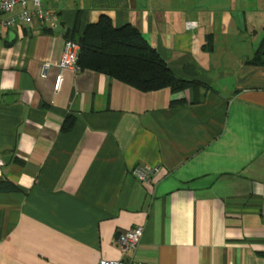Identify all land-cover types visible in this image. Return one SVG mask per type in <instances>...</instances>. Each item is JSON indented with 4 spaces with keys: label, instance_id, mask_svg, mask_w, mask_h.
<instances>
[{
    "label": "crops",
    "instance_id": "1",
    "mask_svg": "<svg viewBox=\"0 0 264 264\" xmlns=\"http://www.w3.org/2000/svg\"><path fill=\"white\" fill-rule=\"evenodd\" d=\"M42 7L54 29L0 26V264H264V66L246 62L264 0ZM101 14L134 27L188 86L142 92L59 71L65 35ZM137 164L160 170L144 184ZM135 226L138 244L123 254L113 239Z\"/></svg>",
    "mask_w": 264,
    "mask_h": 264
},
{
    "label": "trees",
    "instance_id": "2",
    "mask_svg": "<svg viewBox=\"0 0 264 264\" xmlns=\"http://www.w3.org/2000/svg\"><path fill=\"white\" fill-rule=\"evenodd\" d=\"M64 39L77 42L76 65L80 70L105 74L142 92L161 88L177 91L189 84L171 73L134 27L128 24L114 27L106 15L87 23L76 37L68 34ZM246 62L264 66V34ZM8 188L6 181L0 186V189Z\"/></svg>",
    "mask_w": 264,
    "mask_h": 264
},
{
    "label": "built area",
    "instance_id": "3",
    "mask_svg": "<svg viewBox=\"0 0 264 264\" xmlns=\"http://www.w3.org/2000/svg\"><path fill=\"white\" fill-rule=\"evenodd\" d=\"M44 0H0V13L10 14L13 8L18 7L15 14L9 15L0 19L1 27H9L14 24H20L22 26H30L33 21L38 20L44 24L48 29H54L56 27L55 14L50 9H44L42 2ZM56 1V0H50ZM78 52L77 42L64 39L60 57L57 63L59 71L69 69L73 71L79 70L76 65V56ZM46 65L43 66L45 71ZM60 81V72L54 77L53 88L57 89ZM159 166L137 164L132 168L131 174L135 179L141 183L149 184L154 175L159 172ZM142 233L140 226H135L129 229H125L116 233L113 239L115 246L121 253H132L135 249ZM97 264H144L139 261H134L131 258L128 259H101Z\"/></svg>",
    "mask_w": 264,
    "mask_h": 264
},
{
    "label": "rangeland",
    "instance_id": "4",
    "mask_svg": "<svg viewBox=\"0 0 264 264\" xmlns=\"http://www.w3.org/2000/svg\"><path fill=\"white\" fill-rule=\"evenodd\" d=\"M264 34V32L262 33V35Z\"/></svg>",
    "mask_w": 264,
    "mask_h": 264
}]
</instances>
